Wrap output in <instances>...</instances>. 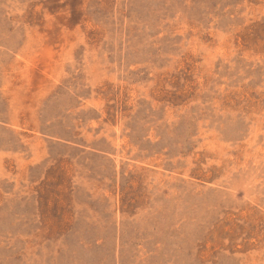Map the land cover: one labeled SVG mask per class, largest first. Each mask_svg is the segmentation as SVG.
<instances>
[{"label":"rangeland","instance_id":"obj_1","mask_svg":"<svg viewBox=\"0 0 264 264\" xmlns=\"http://www.w3.org/2000/svg\"><path fill=\"white\" fill-rule=\"evenodd\" d=\"M0 264H264V0H0Z\"/></svg>","mask_w":264,"mask_h":264}]
</instances>
